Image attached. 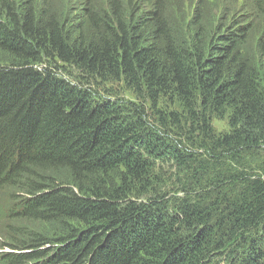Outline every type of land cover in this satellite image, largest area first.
<instances>
[{
  "label": "trees",
  "instance_id": "trees-1",
  "mask_svg": "<svg viewBox=\"0 0 264 264\" xmlns=\"http://www.w3.org/2000/svg\"><path fill=\"white\" fill-rule=\"evenodd\" d=\"M209 4L0 0V264H264V0Z\"/></svg>",
  "mask_w": 264,
  "mask_h": 264
},
{
  "label": "rangeland",
  "instance_id": "rangeland-1",
  "mask_svg": "<svg viewBox=\"0 0 264 264\" xmlns=\"http://www.w3.org/2000/svg\"><path fill=\"white\" fill-rule=\"evenodd\" d=\"M242 0H223V6H225L226 10L224 11L221 10L218 12V10L213 9L215 8L214 6L212 7L213 4H209L207 6V14H211L212 16H216L213 13H217L218 15L224 17L227 15L224 25H229L232 21L237 20L239 18L240 13H243L240 4ZM70 3V2H68ZM70 5V4H69ZM77 7L76 3L72 4V9H75ZM71 6L69 7V11L72 10ZM217 18V16H216ZM218 19V18H217ZM2 54L0 53V56ZM1 59V58H0ZM3 60V59H2ZM106 87H109L112 91L116 92V98H119L120 100L127 101V102H140L139 100H136L134 98V94L132 91L127 89L124 85L122 84H117L115 83H107L105 85ZM162 103L158 105H154L155 107H152L153 109H157L161 113L167 114L170 111H178L181 113L180 108L178 107V104L175 101H172L169 99L168 96H164L162 98ZM150 105V104H149ZM151 113H153V110H151ZM211 124L213 129L215 130L216 133H222L226 132L229 130V125H228V120L227 118L219 119V118H212ZM181 174H179L177 171H175V167L172 166V164H164L159 168H156L154 170V174L152 179L156 180L159 182V187L162 188L163 190H168L172 194L174 191L177 190L178 183L180 182L181 179ZM32 225V223H31ZM37 227L41 228V225L35 224ZM33 225V226H35ZM78 224L73 221L65 220V221H60L56 223H48L47 225L43 226V230L45 232L49 233L48 236L53 235V240L55 241V237H59L58 235L64 233L68 229L71 228H76ZM6 241V239L2 238L0 239V242ZM11 250L8 246H4L1 251H9Z\"/></svg>",
  "mask_w": 264,
  "mask_h": 264
}]
</instances>
